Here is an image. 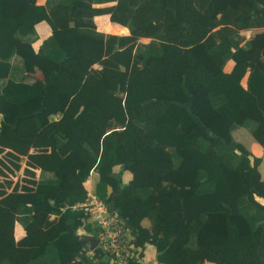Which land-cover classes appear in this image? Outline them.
<instances>
[{"label":"trees","instance_id":"16d2710c","mask_svg":"<svg viewBox=\"0 0 264 264\" xmlns=\"http://www.w3.org/2000/svg\"><path fill=\"white\" fill-rule=\"evenodd\" d=\"M262 27L264 0H0V264H106L65 208L91 172L157 262L264 264L261 157L232 136L264 148V53L241 34Z\"/></svg>","mask_w":264,"mask_h":264},{"label":"crops","instance_id":"0c3cea01","mask_svg":"<svg viewBox=\"0 0 264 264\" xmlns=\"http://www.w3.org/2000/svg\"><path fill=\"white\" fill-rule=\"evenodd\" d=\"M38 4H44L45 0H36ZM100 16H106L108 18V15H100ZM98 16L94 17V21ZM96 22V21H95ZM36 31L38 34V40H36L32 45L36 49L40 45L41 41L46 38L50 34V28L45 22H39L36 24ZM102 31V30H101ZM103 32L107 33H112V34H119V35H124L128 34V29L125 26L119 25L118 23L115 22H108V24L105 27V30ZM241 34L249 40L253 45L257 46L262 53H264V27L262 28H253L249 30H242ZM18 55L23 58L22 52H19ZM25 61V59H24ZM233 65L232 61H228L225 65V70L229 71ZM41 74H33L30 70H28L29 74L33 77L37 78H42L44 76V71L42 68H40ZM244 82V80H243ZM195 90H201L202 94L204 95V103L203 105H199L196 103V95H195ZM193 93V103L195 104L196 108L199 110V112L203 113L206 110L209 109L210 105L209 102L206 98L204 89L202 86H199L195 89L192 90ZM236 134H239L243 136V139L247 141L246 143H243L242 140H239L236 136ZM232 136L233 138L242 143L243 145L246 146L255 156H263L264 148L260 146L257 142H255L252 137L251 139H248L247 133L242 129V128H236L232 131ZM264 160V159H263ZM262 161V160H261ZM263 162V161H262ZM261 165V163H260ZM259 165V167H260ZM258 167V168H259ZM115 171H119L120 168L118 166L114 167ZM260 171V169H259ZM261 174V172H260ZM37 177H40L39 173H37ZM131 178V173L127 170H122L121 171V179H122V184H126L129 179ZM98 181V175L96 172H91L87 180L84 182V187L88 192H94L95 184ZM140 224L144 227H149L150 226V220L147 217L142 218L140 221ZM79 234L84 233L83 229L78 230ZM25 235V231L22 227V225L19 222L14 223V238L16 241L20 240L23 238ZM89 235V234H87ZM131 242H134L133 237L131 235ZM135 250L137 252V256H135L136 261H139L141 263H146V264H162L156 261V248L154 244H146L145 248L143 249V252L140 250V248L135 246ZM140 252L143 254L140 255Z\"/></svg>","mask_w":264,"mask_h":264},{"label":"built area","instance_id":"2783aa9c","mask_svg":"<svg viewBox=\"0 0 264 264\" xmlns=\"http://www.w3.org/2000/svg\"><path fill=\"white\" fill-rule=\"evenodd\" d=\"M2 117L0 116V129ZM18 173H15L14 180ZM71 210H82L87 215V221L96 230L94 242L83 247L81 253L95 260V250L105 255L106 264H127L135 259V246L129 237V228L125 220L108 203L100 199L94 192H88L87 197L73 205L66 206Z\"/></svg>","mask_w":264,"mask_h":264},{"label":"rangeland","instance_id":"374dc122","mask_svg":"<svg viewBox=\"0 0 264 264\" xmlns=\"http://www.w3.org/2000/svg\"><path fill=\"white\" fill-rule=\"evenodd\" d=\"M107 33V32H106ZM141 41H147L146 39H142ZM246 133H247V135H248V139H251V136H250V134H249V132L247 131V129H245V128H242ZM236 136H237V138L239 139V140H242L243 141V143H246L247 141H245L244 139H243V136H241V135H239V134H236ZM246 146H248V144H246ZM264 152H263V156H261V160L263 161H261V165H260V167H259V169H260V172H261V178L264 180ZM19 176V173H18V175H17V177ZM13 179V178H12ZM129 237H130V239H131V233L129 232ZM135 255L137 254V252H136V250H135Z\"/></svg>","mask_w":264,"mask_h":264},{"label":"water","instance_id":"95a60500","mask_svg":"<svg viewBox=\"0 0 264 264\" xmlns=\"http://www.w3.org/2000/svg\"><path fill=\"white\" fill-rule=\"evenodd\" d=\"M142 39H144V38H142ZM142 39H140V40H142Z\"/></svg>","mask_w":264,"mask_h":264}]
</instances>
